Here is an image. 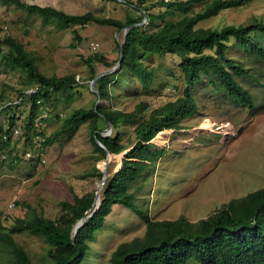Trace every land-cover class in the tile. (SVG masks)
<instances>
[{"label": "trees", "instance_id": "1", "mask_svg": "<svg viewBox=\"0 0 264 264\" xmlns=\"http://www.w3.org/2000/svg\"><path fill=\"white\" fill-rule=\"evenodd\" d=\"M1 1L37 14L43 24L72 28L73 38L78 41L81 36L76 26L84 27L93 22L124 31L127 25L141 22L144 15L147 17L143 24L130 27L125 41L122 43V37L118 43V52L122 43L120 65L96 79L94 88L99 95L92 90L96 98L93 104L73 108L61 118L60 127L48 135L36 128L41 107L68 102L77 91L79 79L74 73L46 74L22 40L10 33L0 34V70L18 71L35 84L30 91L18 90L15 97L20 98V102L4 89L0 90V154L5 156L0 155L1 165L11 159V155H14L13 162L25 158L28 149L18 154L16 140H22L30 150L34 148L36 137L46 144L60 135L70 134L82 123L87 124L94 149L101 158L106 157L107 151L112 155L122 154L100 191L97 207V190L93 189L61 200L60 213L54 219L35 209L16 217L10 225L0 219V258L4 264H40L15 239L22 231L45 239V262L41 264H82L90 248L89 241L104 226L114 205L135 213L145 222V230L142 235L121 241L111 252L109 264H190L191 261L264 264V186L233 197L194 221L184 215L175 219L153 218L144 207L147 200L142 196L148 171L164 152V148L154 147L151 140L163 129L184 127L182 120L196 112L193 90L198 83L206 81L214 91L224 92L230 102L253 106L252 96L240 80L251 71L263 69L264 20L254 17L246 23H228L219 28L197 25L225 8L245 5L248 0H204L200 10H195L193 4L202 0H156L150 4H145V0H122L136 12L127 14L125 19L97 15L91 10L70 13L53 5L26 0ZM156 4L164 10L154 14L150 10ZM165 54L179 56L177 71L184 87L178 96L153 108L144 99L131 110L112 103L117 95L114 83L118 77L131 74L143 87H148L158 75V67L149 63V58ZM118 56L115 61L107 60L101 53L81 57L92 80L99 73L95 63L111 68ZM98 98L100 101L95 106ZM101 100L109 104L100 103ZM25 101H29L28 112L21 118L14 107ZM56 117L60 116L56 114ZM109 123L111 132L106 134L103 131ZM15 129H18L17 134ZM87 176L101 178L102 171L93 166L82 174L84 178ZM91 212L74 234L75 223Z\"/></svg>", "mask_w": 264, "mask_h": 264}, {"label": "rangeland", "instance_id": "2", "mask_svg": "<svg viewBox=\"0 0 264 264\" xmlns=\"http://www.w3.org/2000/svg\"><path fill=\"white\" fill-rule=\"evenodd\" d=\"M26 1L53 5L70 13L91 10L97 15L120 19L136 14L121 0ZM152 1L156 0L143 2L150 4ZM203 6L204 0L193 4L195 10ZM162 10L164 7L156 4L150 11L156 14ZM254 17L264 20V0H248L245 5L225 8L197 25L219 28L228 23H246ZM76 27L80 41L73 38L72 28L43 24L37 14L0 0V34L10 33L22 40L46 74L74 73L79 79L77 91L68 102L41 107L36 128L43 129L47 135L60 127L66 113L80 106L90 107L96 99L90 89L89 68L81 56L101 53L107 60L115 61L119 53L117 45L124 33L113 25L93 22ZM178 61L179 56L173 54L151 56L148 62L158 67L153 84L143 87L131 74L122 75L114 83L117 95L112 103L131 110L141 99L147 100L152 108L174 99L184 87L177 71ZM95 68L98 72L107 69L102 63H95ZM240 82L250 92L253 106L230 102L224 92L214 91L206 81L200 82L193 90L196 112L182 120L184 127L163 129L151 140L154 147L164 148L148 171L142 194L147 200L144 207L151 217L175 219L184 215L194 221L231 198L264 186V66L251 71ZM34 85L18 71L5 73L0 70V90L4 89L17 102H20V98L15 97L18 90L30 91ZM100 103L109 104L105 100ZM28 107L29 101H25L14 107V111L23 118ZM103 132L109 134L111 129L104 128ZM34 141L30 152L37 161L30 157L13 162L14 155H11V159L0 164V219L6 225L33 209L54 219L60 213L61 200L71 198L74 193L81 195L97 190L100 185L97 176L82 177L93 166L101 170L105 164V158L94 149L86 123L49 143L43 144L37 137ZM27 149L22 140H16L18 154ZM121 155H110L101 189ZM144 230L145 222L135 213L114 205L104 226L89 241L90 248L82 264H109L111 252L121 241L142 235ZM15 239L24 245L34 261L45 262L46 244L42 236L22 231ZM0 264H4L1 258ZM190 264L199 263L191 261Z\"/></svg>", "mask_w": 264, "mask_h": 264}, {"label": "water", "instance_id": "3", "mask_svg": "<svg viewBox=\"0 0 264 264\" xmlns=\"http://www.w3.org/2000/svg\"><path fill=\"white\" fill-rule=\"evenodd\" d=\"M122 1V0H121ZM146 15H144V19L141 21V22H137V23H132V24H129V25H127L126 27H125V29H124V34H123V39H122V43L125 41V37H126V34H127V31L129 30V28L130 27H132V26H136V25H140V24H143V22H145V20H146ZM122 43L120 44V47H119V56H118V60H117V62L115 63V65L114 66H112L111 68H107V69H105V70H102V71H100L92 80H91V82H90V89L91 90H93V91H95L98 95H99V93H98V91L97 90H95V88H94V82L96 81V79L98 78V77H100V76H102V75H105V74H108V73H110V72H112V71H114V70H116L117 68H118V66L120 65V62H121V58H122ZM100 98H98L97 99V101L95 102V106H96V104L100 101L99 100ZM106 129H111V125H110V123L108 124V126L106 127ZM97 142H99L98 140H96ZM110 152H108L107 151V154H106V157H105V164H104V167L101 169V171H102V176H101V178H100V185H99V187H98V189H97V194H96V198H97V201H96V207L98 206V204H99V201H100V190H101V188H100V186H101V184L104 182V179H105V175H106V164L108 163V161H109V157H110ZM92 214V212L90 213V214H87V215H85V216H83L82 218H80L76 223H75V225H74V234L76 233V228L86 219V218H88L90 215Z\"/></svg>", "mask_w": 264, "mask_h": 264}, {"label": "built area", "instance_id": "4", "mask_svg": "<svg viewBox=\"0 0 264 264\" xmlns=\"http://www.w3.org/2000/svg\"><path fill=\"white\" fill-rule=\"evenodd\" d=\"M14 133L17 134V133H18V129H15ZM0 155H1V157H5L4 154H0ZM32 155H33V153H31L30 150H27V151L25 152V158H29V157H31Z\"/></svg>", "mask_w": 264, "mask_h": 264}]
</instances>
